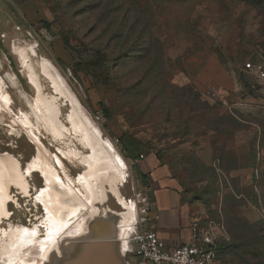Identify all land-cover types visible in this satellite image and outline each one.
Here are the masks:
<instances>
[{
  "label": "rangeland",
  "instance_id": "obj_1",
  "mask_svg": "<svg viewBox=\"0 0 264 264\" xmlns=\"http://www.w3.org/2000/svg\"><path fill=\"white\" fill-rule=\"evenodd\" d=\"M25 2L32 8L29 16L9 5V17L0 20V84L11 99L10 106L0 100V154L13 156L24 172L38 154L27 128L16 123L30 115L36 125L28 103H35L37 90L14 48L32 44L45 94L55 90L41 73L42 58L54 64L68 92L126 165L119 195L107 185V202L96 206L101 216L127 214L130 203L137 221L146 225L138 199H149V192L135 163L156 154L171 166L193 212L225 222L230 241L222 248L220 264H264V81L246 68L264 60V0ZM57 42L65 46L63 58L57 55ZM216 69L226 70L238 87L227 90ZM6 76L14 77L17 87L3 83ZM60 104L61 120L72 132L62 140L44 129L35 134L63 179L56 157L78 188L89 168L62 152L91 151L71 128L70 102ZM239 135L250 139L245 157L237 149ZM27 181L29 194L11 189L0 241L18 226H37L41 237L46 235V212L37 199L44 177L33 172ZM125 258V264H135L130 248Z\"/></svg>",
  "mask_w": 264,
  "mask_h": 264
},
{
  "label": "bare ground",
  "instance_id": "obj_2",
  "mask_svg": "<svg viewBox=\"0 0 264 264\" xmlns=\"http://www.w3.org/2000/svg\"><path fill=\"white\" fill-rule=\"evenodd\" d=\"M14 48L22 68L37 90L35 103H28L36 118V125L31 122L30 115H25L16 123L27 128L26 132L34 141L38 154L25 172L13 156L0 154V224L9 215L11 189L16 187L23 195L29 194L27 176L39 172L45 180V188L37 199L45 208L46 235L42 238V231L37 226L33 230L18 226L11 227L9 233L3 231L6 239L0 241V260L3 259V264H125L124 258L131 247L138 223L134 204L125 205L128 213L122 215L109 211L101 216L96 208L98 203L103 204L108 200L107 185L118 192L119 186L126 180V165L122 157L95 127L76 97L68 92L54 64L46 58L38 62L41 73L52 82L55 90L53 95H46L32 60L38 57L35 46L26 44ZM11 78L13 81L6 76L3 83L10 82L17 87V82L13 83L15 78ZM63 99L72 106L69 122L74 134L91 151L90 155H84L76 148L62 152L66 158L82 159V163L89 168L78 179V188L66 173L63 162L56 157L58 165L64 170L63 179L35 134V130L40 132L44 129L55 139L62 140L72 132L61 120L60 101ZM0 100L10 106L11 99L4 93L2 84Z\"/></svg>",
  "mask_w": 264,
  "mask_h": 264
},
{
  "label": "crops",
  "instance_id": "obj_3",
  "mask_svg": "<svg viewBox=\"0 0 264 264\" xmlns=\"http://www.w3.org/2000/svg\"><path fill=\"white\" fill-rule=\"evenodd\" d=\"M9 5L15 8L23 17L32 13L31 5L25 0H0V20L6 21L9 17ZM10 19L12 20L11 16ZM55 46L57 55L59 58H63L65 56L63 42H57ZM214 73L227 90L234 91L238 87L235 78L226 70L216 69ZM238 137L237 149L239 155L245 157L249 154V136L247 135L246 139L241 135ZM135 169L149 192V199L145 201L143 199L142 202L143 204L152 205L149 215L146 216L147 223L145 227L157 232L160 240L166 246L177 247L189 241L191 237L190 230L196 223L204 224L207 221H216L225 224L223 220H213L205 217V213L193 212L191 204L187 203L181 195L179 181L175 177L171 166L163 163L156 154H150L143 159L136 160ZM132 247L133 244L131 243L130 250Z\"/></svg>",
  "mask_w": 264,
  "mask_h": 264
},
{
  "label": "built area",
  "instance_id": "obj_4",
  "mask_svg": "<svg viewBox=\"0 0 264 264\" xmlns=\"http://www.w3.org/2000/svg\"><path fill=\"white\" fill-rule=\"evenodd\" d=\"M246 68L255 72L259 80H264V60L256 64L247 63ZM101 119V116L96 117L98 122ZM142 201V198L138 199L140 215L148 216L152 205L143 204ZM190 235L189 241L177 247H168L160 240L157 232L138 222L130 254L135 264H219L220 246L230 241L226 225L216 221H207L202 225L196 223Z\"/></svg>",
  "mask_w": 264,
  "mask_h": 264
},
{
  "label": "trees",
  "instance_id": "obj_5",
  "mask_svg": "<svg viewBox=\"0 0 264 264\" xmlns=\"http://www.w3.org/2000/svg\"><path fill=\"white\" fill-rule=\"evenodd\" d=\"M66 45V44H65ZM142 178H144L143 176H142ZM226 225V224H225ZM227 227V226H226ZM227 230H228V228H227ZM228 232H229V230H228ZM229 235H230V233H229ZM226 243H223V244H221V246H220V249H219V259H220V254H221V251H222V248H223V246L225 245Z\"/></svg>",
  "mask_w": 264,
  "mask_h": 264
}]
</instances>
